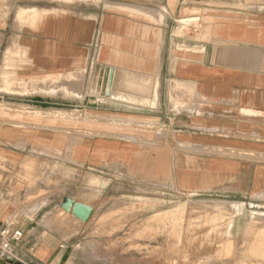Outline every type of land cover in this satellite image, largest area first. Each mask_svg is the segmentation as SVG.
Returning a JSON list of instances; mask_svg holds the SVG:
<instances>
[{
	"label": "crops",
	"instance_id": "0c3cea01",
	"mask_svg": "<svg viewBox=\"0 0 264 264\" xmlns=\"http://www.w3.org/2000/svg\"><path fill=\"white\" fill-rule=\"evenodd\" d=\"M71 5L12 35L0 16V226L24 231L23 258L60 264L68 244L34 220L60 207L88 221L119 171L212 193L234 242L264 252V0ZM41 85L55 88L26 89ZM88 181L96 191L76 196ZM75 204L92 208L88 220Z\"/></svg>",
	"mask_w": 264,
	"mask_h": 264
},
{
	"label": "rangeland",
	"instance_id": "374dc122",
	"mask_svg": "<svg viewBox=\"0 0 264 264\" xmlns=\"http://www.w3.org/2000/svg\"><path fill=\"white\" fill-rule=\"evenodd\" d=\"M92 1L96 0H0V16L4 12L6 33L12 35L36 16ZM2 72L6 67L2 66ZM0 80H6V75ZM100 91L105 93V87ZM0 113L6 115L5 105H0ZM117 177L116 183L115 178L106 180L102 199L88 221L80 223L60 207L34 220L33 224L45 229L58 228L62 244H68L63 253L59 251L60 264H219L230 258H264L259 246L244 250L243 236L234 242L231 210L214 201L218 197L212 193L179 191L171 184L148 183L140 174L131 176L126 171H119ZM94 187L93 181L85 182L76 189V196L96 191Z\"/></svg>",
	"mask_w": 264,
	"mask_h": 264
},
{
	"label": "built area",
	"instance_id": "2783aa9c",
	"mask_svg": "<svg viewBox=\"0 0 264 264\" xmlns=\"http://www.w3.org/2000/svg\"><path fill=\"white\" fill-rule=\"evenodd\" d=\"M25 233L10 222L0 226V258L21 264H33L23 258L22 245Z\"/></svg>",
	"mask_w": 264,
	"mask_h": 264
},
{
	"label": "water",
	"instance_id": "95a60500",
	"mask_svg": "<svg viewBox=\"0 0 264 264\" xmlns=\"http://www.w3.org/2000/svg\"><path fill=\"white\" fill-rule=\"evenodd\" d=\"M68 203H71V201H68ZM73 213L82 220L86 221L92 214V208L83 204H75Z\"/></svg>",
	"mask_w": 264,
	"mask_h": 264
},
{
	"label": "bare ground",
	"instance_id": "6f19581e",
	"mask_svg": "<svg viewBox=\"0 0 264 264\" xmlns=\"http://www.w3.org/2000/svg\"><path fill=\"white\" fill-rule=\"evenodd\" d=\"M33 14V13H32ZM31 16V15H30ZM65 78V77H64ZM69 79V78H68ZM48 80V79H47ZM71 80H73V79H71ZM96 80V79H95ZM45 82V81H44ZM40 83V82H39ZM94 84H96V83H94ZM11 85V84H10ZM13 85V84H12ZM18 86V85H17ZM44 86V85H43ZM42 85H41V87H37V88H35V87H33V88H26V89H28V90H31V91H35L36 89H38L39 90V88L41 89V90H46V91H50V90H54V86H52V85H48V86H51V87H47V88H44ZM98 86V85H97ZM14 87V86H13ZM28 87V86H27ZM66 88V90H67V93L69 92V93H76V94H78L80 91H79V89L77 88V87H69V86H67V85H65V86H62V88ZM81 87V86H80ZM15 88H16V86H15ZM15 88H14V90H15ZM61 88V87H60ZM13 89V88H12ZM57 89V88H56ZM56 91V90H55ZM54 91V92H55ZM81 91H82V89H81ZM81 94V93H80ZM114 96V95H113ZM115 96H117V95H115ZM124 96V95H123ZM118 97H120V96H118ZM125 97V96H124ZM28 113V112H27ZM38 116H40V115H38ZM40 117H42V116H40ZM16 123H18V122H16ZM22 123V122H21Z\"/></svg>",
	"mask_w": 264,
	"mask_h": 264
}]
</instances>
